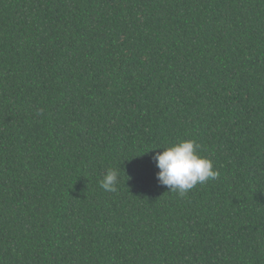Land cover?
<instances>
[{"label":"trees","instance_id":"obj_1","mask_svg":"<svg viewBox=\"0 0 264 264\" xmlns=\"http://www.w3.org/2000/svg\"><path fill=\"white\" fill-rule=\"evenodd\" d=\"M0 264H264V0H0Z\"/></svg>","mask_w":264,"mask_h":264},{"label":"clouds","instance_id":"obj_2","mask_svg":"<svg viewBox=\"0 0 264 264\" xmlns=\"http://www.w3.org/2000/svg\"><path fill=\"white\" fill-rule=\"evenodd\" d=\"M38 114H43V110H38ZM197 149L194 140H183L165 148L163 152H155L152 159L159 168L156 173L158 184L184 197L198 183L218 179L219 172L214 170L213 162L199 155ZM117 183L118 172L110 168L100 180V187L115 192Z\"/></svg>","mask_w":264,"mask_h":264}]
</instances>
